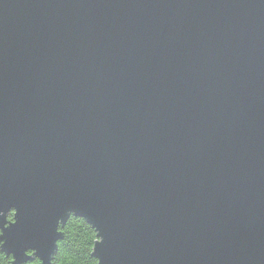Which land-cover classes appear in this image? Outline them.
<instances>
[{
	"label": "water",
	"instance_id": "1",
	"mask_svg": "<svg viewBox=\"0 0 264 264\" xmlns=\"http://www.w3.org/2000/svg\"><path fill=\"white\" fill-rule=\"evenodd\" d=\"M71 217L98 264H264V0H0V252Z\"/></svg>",
	"mask_w": 264,
	"mask_h": 264
},
{
	"label": "trees",
	"instance_id": "2",
	"mask_svg": "<svg viewBox=\"0 0 264 264\" xmlns=\"http://www.w3.org/2000/svg\"><path fill=\"white\" fill-rule=\"evenodd\" d=\"M12 214H8L9 222H11L9 217H14ZM61 231L63 239L60 242H63V248L57 247V254H70L71 264H98V260L93 257L98 239L95 230L89 223L83 219L71 217Z\"/></svg>",
	"mask_w": 264,
	"mask_h": 264
},
{
	"label": "clouds",
	"instance_id": "3",
	"mask_svg": "<svg viewBox=\"0 0 264 264\" xmlns=\"http://www.w3.org/2000/svg\"><path fill=\"white\" fill-rule=\"evenodd\" d=\"M9 219L11 220V225H14L17 223L16 219H13L12 217H9ZM4 235H5L4 230L0 229V237H3ZM6 243H7L6 240L0 239V249L5 248ZM56 244H57V247H60L61 249L63 248V242L56 241ZM37 251L38 250L35 248H29L25 251L24 255L26 257H29V258L35 257L34 259H29L25 261V264H38L39 255L37 254ZM13 254L14 256L12 257H6L3 255L2 252H0V264H12V261L15 259V253ZM50 264H71L70 254H63V253L57 254L56 253V255L52 258Z\"/></svg>",
	"mask_w": 264,
	"mask_h": 264
}]
</instances>
